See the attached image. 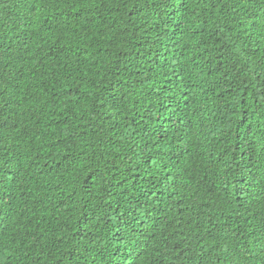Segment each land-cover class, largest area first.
Segmentation results:
<instances>
[{
	"label": "trees",
	"instance_id": "16d2710c",
	"mask_svg": "<svg viewBox=\"0 0 264 264\" xmlns=\"http://www.w3.org/2000/svg\"><path fill=\"white\" fill-rule=\"evenodd\" d=\"M0 264H264V0H0Z\"/></svg>",
	"mask_w": 264,
	"mask_h": 264
}]
</instances>
